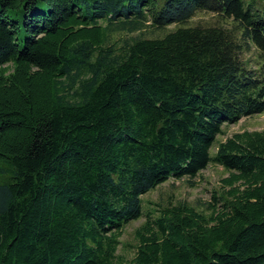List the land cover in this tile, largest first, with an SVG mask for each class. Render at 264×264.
I'll return each instance as SVG.
<instances>
[{
    "label": "trees",
    "instance_id": "1",
    "mask_svg": "<svg viewBox=\"0 0 264 264\" xmlns=\"http://www.w3.org/2000/svg\"><path fill=\"white\" fill-rule=\"evenodd\" d=\"M199 12L235 29L186 26ZM156 30L119 47L115 33ZM255 49L261 67L242 54ZM264 0H0V264H264ZM211 163L204 215L142 196ZM145 216L134 256L123 227Z\"/></svg>",
    "mask_w": 264,
    "mask_h": 264
},
{
    "label": "rangeland",
    "instance_id": "2",
    "mask_svg": "<svg viewBox=\"0 0 264 264\" xmlns=\"http://www.w3.org/2000/svg\"><path fill=\"white\" fill-rule=\"evenodd\" d=\"M216 26L229 30L235 29V23L231 19H224L214 13L199 12L192 17L186 26ZM180 25L172 24L164 29L156 30L148 24L146 28L134 33H115L112 35L110 42L116 47L122 44V41L136 37L152 39L158 38L167 32L176 29ZM243 63L249 69L261 67L262 61L258 57L255 49L251 48L242 54ZM222 134L216 138L211 154H214L218 144L224 142L236 133L244 131H259L264 133V113L251 117H241L235 124L223 127ZM228 177V173L223 167L211 163L205 170L201 171L194 179L183 178L176 180L170 178L154 190L142 196V204L145 213L158 215L162 209L176 206L184 203L193 207L197 212L204 215L211 213V206L214 204L212 197H220L227 190L223 187V180ZM0 181H5L0 179ZM145 222V216L139 220L131 221L122 229V236L119 238L117 255L123 261H130L135 252L137 245L134 233Z\"/></svg>",
    "mask_w": 264,
    "mask_h": 264
}]
</instances>
